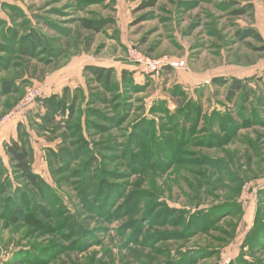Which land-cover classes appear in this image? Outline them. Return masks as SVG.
I'll list each match as a JSON object with an SVG mask.
<instances>
[{
	"label": "rangeland",
	"instance_id": "rangeland-1",
	"mask_svg": "<svg viewBox=\"0 0 264 264\" xmlns=\"http://www.w3.org/2000/svg\"><path fill=\"white\" fill-rule=\"evenodd\" d=\"M147 1L0 0L2 30H18L17 39L32 31L41 38L35 57L19 60L18 66L8 71L0 70V81L12 80L20 88L19 93L0 97V121L31 86L45 85L49 93L56 90L48 98H64L67 104L65 114L56 115V124H44L41 117L48 111L37 101L9 127L0 128L4 138L0 140L4 166L0 181L10 178L12 182L2 194L5 200H0V209L12 198L11 213L22 210L16 215L17 222H13L11 214L0 212V264H165L184 256L196 257L195 264H239L240 258V264H264V80H260L264 75V43L254 38L241 41L238 37L252 23L264 20V0H158L155 7L143 9ZM238 10L246 12L235 16L233 11ZM84 20L104 21L108 25L102 32L94 33L82 28ZM27 43L30 45L31 41ZM130 46L154 59L183 61L184 66L165 67L159 75L144 76L129 60ZM71 64H78L81 69L67 72ZM86 67L111 69L118 88L107 92L85 75ZM131 67L138 70L131 72ZM124 72L126 81L139 89L133 90L122 82ZM78 76L80 80L71 78ZM233 79L244 80L247 89L254 92L250 99L239 95L233 102L227 101L229 85L223 86L220 81ZM104 98L107 104L102 101ZM161 102L166 103L170 114L185 109L188 102L200 106L203 118L198 134L187 139V147L176 159L169 160L172 165L168 170L149 169L140 177L114 176L103 181L105 195L113 199L120 196L117 200L108 199V206L125 207L126 199L136 189L146 193L137 216L126 217L123 210L111 215L113 210L104 211L103 198L98 204L101 214L88 210L87 206L96 204L93 197L83 194L84 157L71 162L68 173L56 174L58 164L52 154H60V149L71 143L65 138V121L82 128L93 153L94 144L105 142L113 147L116 145L112 140L125 143L136 122L155 121L156 131L147 151L151 157L156 133H162L164 127V135L172 137L175 130L164 113L151 114V109ZM71 108L74 115L68 118ZM213 112L227 114L240 125L234 137L223 145L207 134L210 131L224 138L227 133L212 126L214 121L209 116L212 118ZM97 113L114 119L123 115L125 122L114 127L102 118L95 119ZM183 120L180 117L176 123L178 131L183 129ZM92 123L105 127L106 132L99 133ZM245 123L251 126H243ZM191 127L192 123L187 130ZM12 137L26 144L32 169L45 182L42 201L27 205L19 202V193L29 195L32 189L13 174L5 150L15 141ZM109 153L106 151L105 155ZM154 155L153 163L163 158L156 160ZM140 159L147 161L143 156ZM125 162L114 160L99 165L91 174L93 184L98 188L95 181L104 169L128 175ZM156 203L188 211L197 206L215 208L212 213L219 219L215 229L179 238L174 234L184 233L185 228L159 222L160 207L151 210L152 218L147 216L156 222H145L141 244L130 243L128 236L134 231L130 220L148 221L143 215ZM70 218L86 227L83 235L69 231ZM158 237L162 241L155 242Z\"/></svg>",
	"mask_w": 264,
	"mask_h": 264
},
{
	"label": "trees",
	"instance_id": "trees-1",
	"mask_svg": "<svg viewBox=\"0 0 264 264\" xmlns=\"http://www.w3.org/2000/svg\"><path fill=\"white\" fill-rule=\"evenodd\" d=\"M158 0H148L144 3L143 9H150L156 6ZM246 10H238L233 11V14L235 16H240L245 14ZM0 25H3L0 23ZM108 25L107 22H100V21H90V20H84L82 21V28L94 33H100L104 30V28ZM33 33H28V37L23 36L20 39H17V34H19L18 30L5 28L2 30L0 28V70L1 71H8L12 67L18 66L19 60H25V59H31L35 57V50L38 46H40L41 38ZM20 35V34H19ZM238 37L241 41H244L248 38H254L259 43H263V39L261 36L253 29L245 30L242 33L238 34ZM31 41L30 45L27 43V41ZM37 41V43H34V41ZM44 41V40H43ZM26 43V45L24 44ZM17 44V45H15ZM37 46V47H36ZM264 50V48L262 49ZM2 54V55H1ZM60 56V54L58 55ZM47 62V61H46ZM85 75H88L89 77L96 80L98 83L103 85V88L107 92H112L113 89H117L119 84L118 82L113 78V71L111 69H106L103 67H86L85 68ZM129 77V76H128ZM127 73H123L122 76V82L126 84H130L131 81H126ZM128 79V78H127ZM260 80H264V76L260 78ZM133 84V82H132ZM130 84L133 90L139 89L135 85L133 86ZM220 84L223 86H228V93H227V101L233 102L236 97L239 95L241 98L245 97V100L250 99L251 95L254 94V92L249 88L247 89V86L242 79H233V80H222L220 81ZM20 88H18L12 80H3L0 81V97L8 96L12 93H19ZM251 92V93H249ZM40 98L37 101L40 102L42 105H44L45 108H47V113L41 117L42 121H44L45 125H52L56 124V115L59 114H65V111L67 110V104L64 98H58V97H52V98ZM104 104H107V99L104 98L102 100ZM193 105L194 108H188V106ZM165 107V108H164ZM73 108V107H72ZM72 108L70 111L72 112L68 118L72 117L74 115ZM151 114L155 113H164L166 116V119L169 122V125L173 126L175 130L172 132L173 136H165L164 127L162 128V133L160 134L156 133V146L154 154H156V160L159 157H163L161 160L158 159V161H155L153 163V159H155V155L153 154L151 157H148L147 151L149 149V140L153 136V132L156 131V122L155 121H149L146 119H142L140 122H136L133 127L131 133L127 136L125 143L123 144H117L115 143V140H112V142L116 145L113 147H110L107 143H98L94 144L96 146V151L93 153L91 149L88 147V143L86 142L84 138V134H82V128L77 127L76 125L72 124L73 122L69 120V123L65 121V119H62V121H65V124H68L65 126V129L67 131L65 132V138L67 141H70V145L66 147H63L60 149V154L57 152V154H52L54 158H56L57 164H58V170L56 174H66L69 172L68 168L70 167L71 162H74L75 160H79L80 158L84 157V163L82 164V171L84 170V173L81 174L83 178L86 180V185L84 186V197H88L92 199V202H95V206H87L88 210H92L95 214L99 215L101 214V211L98 204L100 203L102 199V203H105L104 211L111 212V215L120 213L122 210L126 211L125 214L126 217H129L130 215L137 216L139 213V208L141 205H143L142 198L144 199V193L143 191H140L136 189L133 193H130L128 198L126 199V206L123 208H119L122 206L119 205L118 207L114 206H108V199L111 200H117L120 196L113 199V196L111 195H105L103 192V181L107 179H111L114 176L126 178L132 177V176H142L144 172H146L149 169L159 170L163 169V171L168 170L169 167L172 165L169 164V160H172L177 158L180 151L183 150L186 146L187 139L195 137L198 132L197 128L200 124V119L203 118V113L201 111V107L195 106L192 102H188L185 109H179L177 113L170 114L166 109V103L161 102L158 106H154L151 109ZM95 116H98L95 119L102 118L103 121H106L107 123H110L114 125V127L121 126L125 122V117L122 115V117L117 118H110L104 115H101L100 113H97ZM106 116V117H105ZM183 117V129L181 131H178L179 127V118ZM209 119L214 121V125H212V122L210 123L214 128H221L226 133L224 138H221L220 136H215L214 133L208 132V136L211 138H215L217 144L219 142L224 144L228 139H231L234 137V135L237 133V130L240 128V125L235 122L234 119H232L229 115H222L217 112H213L212 118ZM178 123V124H176ZM192 123V127L189 130H187V126ZM96 130H99V133L106 132V128L103 126H98L96 123H92ZM175 124L177 126H175ZM245 127H249L250 125H246V123L243 125ZM177 130V131H176ZM169 131V130H168ZM176 136H175V135ZM176 138H175V137ZM207 138V137H206ZM204 138V139H206ZM203 140V139H202ZM204 141V140H203ZM202 141V142H203ZM206 142V141H205ZM204 142V143H205ZM213 142V141H210ZM153 141H151V144ZM207 143V142H206ZM222 144V145H223ZM220 145V144H219ZM71 146V148H70ZM153 147V146H151ZM187 147V146H186ZM152 149V148H150ZM142 152L141 155L138 154V151ZM106 151H110V155H105ZM6 154L9 158V162L13 165V174H15L18 178V180L22 179L24 181L26 187H30L32 189L31 194L25 195L19 193V202L23 204H30L35 202L36 200H43V189L44 181L41 177H39L38 174L34 172L32 169V165L30 163V153L29 150L26 148V144L22 141H12L9 145H6ZM59 154V155H58ZM146 155V156H145ZM144 159L147 158V161L144 160V162L140 159L142 157ZM114 160H124L125 165L128 164V169L130 173L128 175L126 174H119L118 172H114L108 169H104L102 174L99 175L98 180L95 181L98 182V188L93 184L94 182V175L92 174V171L94 169H97L100 165H107L109 163H112ZM160 160V161H159ZM123 162V161H122ZM128 162V163H127ZM2 161L0 159V178L2 175H4ZM93 167V169L91 168ZM91 172V173H90ZM97 177H95L96 179ZM12 182L10 178H6L3 181H0V200H5L2 194H5L11 187ZM93 190V191H92ZM44 191H46L44 189ZM19 192V191H18ZM93 193V194H91ZM121 191H118L119 195ZM104 196V197H102ZM136 197V200L133 198ZM45 198H47L45 196ZM15 200V199H14ZM121 200V199H120ZM11 201H13L12 198H9L4 205L3 209H0V212H4L5 216L11 214V218L13 222H17V213H21L22 210H16L12 211L11 213ZM82 201V200H81ZM142 201V202H141ZM82 204V202H81ZM128 204L133 205L132 207H129ZM161 207V211L158 215L160 221L164 225L171 224L173 226H181L185 228L184 233H176L175 236H178L179 238H190L194 234L198 232H204L208 229H215V224L217 223L219 216L212 213V209L215 208H208V209H200L198 206L194 211H188L186 209H175L170 208L165 204L162 203H156V205L150 207L143 215V217L146 215L149 216V218H152L153 209H158ZM9 212V213H8ZM3 216V214H2ZM148 221L144 220V223H139L134 220L131 221V226H134V231L128 236V241L130 243H136L137 245H140V235L142 233V230L145 228L143 225H146L145 222H149L150 224H153L156 222L155 220ZM71 222L69 223V231L76 235L79 233L80 235H83L86 231V227L83 224L78 223L77 221L73 220L72 218ZM69 219V220H70ZM68 220V221H69ZM136 222V223H135ZM158 224V223H157ZM163 236L169 237L168 234H162ZM162 237H158L160 239H155V242H158L161 240ZM172 237V236H170ZM159 241V242H160ZM144 244H146L144 242ZM177 258V259H176ZM175 259H170L165 264H195L196 257H176ZM241 258L238 260L239 264L242 262L240 261ZM178 261V262H177ZM237 262V263H238ZM247 262L244 261V264ZM236 264V263H234Z\"/></svg>",
	"mask_w": 264,
	"mask_h": 264
},
{
	"label": "built area",
	"instance_id": "built-area-1",
	"mask_svg": "<svg viewBox=\"0 0 264 264\" xmlns=\"http://www.w3.org/2000/svg\"><path fill=\"white\" fill-rule=\"evenodd\" d=\"M128 56L129 60L139 68L143 75H159L165 67L178 69L184 66L183 61H172L167 57L161 59L148 57L133 46L128 47ZM44 90V85H36L27 88L20 102L0 121V125L18 118L24 110L30 108L38 99L43 97Z\"/></svg>",
	"mask_w": 264,
	"mask_h": 264
},
{
	"label": "crops",
	"instance_id": "crops-1",
	"mask_svg": "<svg viewBox=\"0 0 264 264\" xmlns=\"http://www.w3.org/2000/svg\"><path fill=\"white\" fill-rule=\"evenodd\" d=\"M253 8V7H252ZM249 29H253V30H255L260 36H261V38L263 39V43H264V20L263 21H257L256 23H252L251 24V26H249L248 27ZM73 62H78V60H73ZM89 63H87V65H88ZM77 69V68H79L78 70H80L81 69V67H79L78 66V64L76 65V64H71V66L69 67V68H67L66 70H67V72H71V70H73V69ZM136 68V67H135ZM135 68L133 67H131V68H129V70L131 71V72H134V70H135ZM70 69V70H69ZM137 69V68H136ZM138 70V69H137ZM122 71H125V70H122ZM66 72V73H67ZM139 72V71H138ZM139 73H141V72H139ZM142 74V73H141ZM83 75V74H82ZM143 75V74H142ZM145 76V75H144ZM262 76H264V75H262ZM65 77H67V76H65ZM80 76H78V78L77 77H71L72 79H76V80H80V78H79ZM68 78V77H67ZM76 80H74V81H76ZM45 87H47V86H45L44 85V88ZM56 90H52V92L51 93H49V89H47V88H45V96L44 97H46V98H48V97H50L51 96V94H53V92H55ZM48 92V93H47ZM10 123H12V122H8V123H5V124H2L1 126L2 127H0V128H5V127H9V125L8 124H10ZM0 140H4V138H3V134L0 136ZM12 140H15L16 141V138H14V137H12ZM6 143L7 144H9V141H6ZM6 145V144H5ZM5 150H6V148H5ZM5 153V151H4V147L2 146V153Z\"/></svg>",
	"mask_w": 264,
	"mask_h": 264
}]
</instances>
